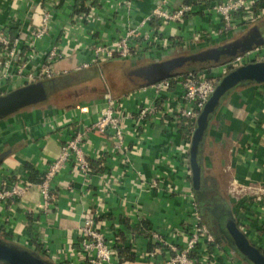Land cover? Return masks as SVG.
<instances>
[{"label":"crops","instance_id":"crops-1","mask_svg":"<svg viewBox=\"0 0 264 264\" xmlns=\"http://www.w3.org/2000/svg\"><path fill=\"white\" fill-rule=\"evenodd\" d=\"M158 1L134 0L127 18L111 11L105 1L95 3L104 21L76 29L69 39L61 31L69 21V12L65 8L56 12L49 34L37 45L41 51L51 45L63 46L67 56L54 66L70 70L41 81L52 100L28 103L0 117V183L14 179L39 182L61 144L76 131L84 132L80 146L91 170L83 174L69 160L53 180L54 201L46 212L37 208L40 195L36 186L18 199L0 200L1 241L35 252L45 264H86L77 228L88 212H95L99 229L108 232L111 239L114 235L119 238L115 264H157L172 254L168 246L151 236L150 230L178 250L185 247L186 235L173 229L186 231L192 221L189 199L184 197L194 190L182 170L180 151L186 148L183 129L170 115L140 120L136 108L148 100L151 82L174 74L182 66L170 62L185 50L183 44L192 34L203 36L198 48H206L251 26L239 24L221 35L217 31L220 23L210 10L219 0H191V13L163 32L165 43L148 44L127 58L95 64L100 65L102 80L91 77L79 86L70 84L75 80L70 75L74 63L88 58L85 49L91 42L87 38L90 30L93 38L103 33L110 41L124 30V21L135 24ZM256 1L264 7V0ZM185 2L171 0L170 5L177 7ZM18 4L19 0H0V23L14 27L17 19L25 20L22 10H15ZM38 6L32 10H38ZM258 24L254 27L264 38V19ZM123 60L128 63L126 69H122ZM219 65L208 64L206 68L218 72ZM107 94L119 98L125 114L124 149L116 146L109 133L86 130L98 117ZM199 162L202 170L217 167L218 173H230L235 198L231 214L264 251V83L243 82L225 95L209 121ZM153 250L155 254H151Z\"/></svg>","mask_w":264,"mask_h":264},{"label":"built area","instance_id":"built-area-1","mask_svg":"<svg viewBox=\"0 0 264 264\" xmlns=\"http://www.w3.org/2000/svg\"><path fill=\"white\" fill-rule=\"evenodd\" d=\"M103 1L111 11L118 12L123 18L130 15L134 5V0H40L41 3L34 4L39 5L38 10H32L34 5L30 0H19L15 10H22L25 20L17 19L14 27L0 23V95L69 72L70 68L57 69L54 66L67 56L63 46L51 45L41 51L37 44L49 34L55 15L63 8L68 10L70 17L61 29L66 39L71 38L76 29L99 25L104 19L95 8V3ZM170 4L171 0H159L151 11L135 24H127L124 21V30L110 41H107L106 34L102 33L93 38V31H88L87 38L91 40L85 49L88 58L74 63L71 69L81 70L108 60L124 59L136 50L142 51L148 44L162 45L167 39L163 33L165 29L171 23L183 21L191 13L193 6L190 3H182L172 7ZM210 10L220 23L217 31L221 35L231 32L239 24L247 26L264 15V7L256 0H219L210 6ZM12 28L15 29L14 32ZM192 35L193 43L195 39L203 37L196 33ZM256 60H264V45L255 46L220 63L218 72L206 67L193 69L149 84L151 94L146 102L136 108V117L146 120L151 115H170L175 121H179L182 128L188 130L189 136L183 134V144L186 148L180 151L182 170L187 180H191L192 176L189 164L190 142L197 118L205 103L225 73ZM124 115L119 98L107 94L98 117L86 130L109 133L111 139L116 140V146L124 149ZM83 133L76 131L73 137L61 144L59 154L49 163L39 182L14 179L0 183V200L18 199L36 186L40 195L37 208L43 212L48 211L54 201L53 180L69 160H73L83 174H88L91 170L90 162L80 146ZM184 197L189 199L188 209L192 221L186 226V231L184 228L173 229L179 235H186L185 247L178 250L174 245L163 241L158 232L150 230L151 236L162 246H168L172 253L157 264H242L245 260L229 245L218 240L205 223L197 208L194 192L191 190L185 193ZM96 216L95 212H88L77 228L79 246L86 254V264H115V246L119 238L114 235L111 239L107 235L108 232L100 230ZM244 233L248 236L247 232ZM155 253L156 251L151 254Z\"/></svg>","mask_w":264,"mask_h":264},{"label":"water","instance_id":"water-1","mask_svg":"<svg viewBox=\"0 0 264 264\" xmlns=\"http://www.w3.org/2000/svg\"><path fill=\"white\" fill-rule=\"evenodd\" d=\"M256 31L257 32L254 35L247 36L238 42L235 41L230 46H220L214 50L193 54L185 59L183 58V60L172 61L170 62V65L180 66L188 59L199 62L206 60H214L217 62L221 55H230V57H232L237 55V52L244 53L245 51L252 49L253 45L264 44L262 34L259 30ZM164 77L168 76L166 75L163 76V78ZM243 82L264 83V60L251 61L237 66L225 73L218 81L214 91L197 118L196 128L192 134L189 147L192 188L197 191V200L201 199L200 189L202 169L199 162V153L209 121L225 95L236 85ZM43 86L42 82L38 81L37 83H31L12 90L7 94L0 95V116L7 115L25 104L36 101L34 98L45 92ZM217 218L221 226L220 231L218 227V231L222 235L221 238L226 241L228 245L231 244L233 247L229 246L233 248L243 260L247 261L249 264H264V251L251 242L248 236L239 227L231 212L229 214L224 212ZM0 261L5 264H45L40 258L33 256L28 251L20 250L19 248L9 245L1 240Z\"/></svg>","mask_w":264,"mask_h":264},{"label":"rangeland","instance_id":"rangeland-1","mask_svg":"<svg viewBox=\"0 0 264 264\" xmlns=\"http://www.w3.org/2000/svg\"><path fill=\"white\" fill-rule=\"evenodd\" d=\"M263 19H264V15L261 16L255 22L249 23L247 26L248 27L251 26V27H249L247 30L242 31V32H238L236 35H233L232 37H230L224 41H220V42L218 41L216 44L209 45L206 48H198L201 45L200 42H201L202 38L195 39L194 43L192 42V39H189L186 43L183 44V48L185 50H183V51L177 53V55L173 56L175 58L173 61H180V60H183V58L185 59L189 56H192L193 54L201 53V52L208 51V50H214L220 46H223V47L224 46H230L235 41L236 42L241 41L242 39L246 38L247 36H250V34H252L254 32L256 33L257 32L256 30H259V29H257V26L254 27V25L257 24L259 26L260 24H258V23H260V21ZM262 27L264 28V24L262 25ZM254 46H256V45H254ZM241 53H238V54H241ZM231 58L232 57H230L228 59H231ZM170 59H167V60H170ZM221 60H224V58H222ZM122 62H125V60H123ZM222 62L223 61H221V62L219 61L216 63L211 62V61L199 62L196 60L194 61V60L188 59L181 64L182 66L175 69L173 72H175L174 74H182L188 70L205 68V67H209L212 65L222 63ZM127 64L128 63L125 62V64L122 66V69H126L128 67ZM208 64H209V66H208ZM98 68H100V65H92L88 68L71 71L70 75H74L73 79H75V80L71 81V82L69 81L70 84L72 83V84H75L76 86H79V84H82L81 82H84V80H88V78H91V77L95 78V80H99V79L102 80V74ZM107 71H108V69H107ZM161 72L164 73L166 71L161 70ZM174 74H171V75H174ZM96 82H99V81H96ZM48 84H46L45 86H47ZM53 95L55 96V94H53ZM51 96L52 95L50 94L49 90L45 91L43 94L41 93L39 96L37 95L34 98L36 101L31 102V103L45 102V101L52 100ZM3 116H5V115H3ZM3 116H0V117H3ZM216 168L209 170V167H207V168L204 167L202 170L203 173H202L201 183H202V186L204 187V189H206L205 198H207V205H209L208 208H211V210L208 212V215L206 217L207 221L206 220L205 221L213 229V231L219 232L221 226H220V222H219L217 217H220L222 215V213H224L223 209H227V211L229 213L231 212V209L233 208V205H234L233 199H235V198L233 197L234 191H233L232 186L230 184V173L228 171H223V170H221V172L218 173L217 172L218 170ZM196 192L197 191L194 190V194H196ZM196 199H197V196H196ZM212 219H214V220H212ZM211 220L213 222H215V224H212ZM216 224H217V226H216ZM218 227H219V231H218ZM229 245L231 247H233L231 244H229ZM26 251H28V250H26ZM244 262L249 264L247 261H244Z\"/></svg>","mask_w":264,"mask_h":264},{"label":"trees","instance_id":"trees-1","mask_svg":"<svg viewBox=\"0 0 264 264\" xmlns=\"http://www.w3.org/2000/svg\"><path fill=\"white\" fill-rule=\"evenodd\" d=\"M191 2V0H186V2L185 3H190ZM183 129V134H187L188 136H189V132H188V130H186V128L184 129V128H182ZM201 179H202V172H201ZM201 190H202V192L204 193L205 191H206V189L204 190V187L202 186V183H201ZM195 195V200H196V203H197V208H198V210H199V213L201 214V216H202V218H203V220L205 221H207V219H206V215L203 213V207L201 206V201H199V200H197L196 199V194H194ZM205 206H206V208H207V210H208V212L211 210V208H208L209 207V205H207V198H205ZM221 209V208H220ZM224 211L223 212H225L226 214H229V212L227 211V209H223ZM205 221V223L208 225V223ZM208 227L210 228V230L214 233V235L216 236V238L218 239V240H222V241H224L222 238H221V233L220 232H215V231H213V229L208 225ZM4 242V241H3ZM224 242H226V241H224ZM227 244V243H226ZM9 245H11V244H9ZM228 245V244H227ZM12 246H14V245H12ZM16 247V246H15ZM18 248V247H17ZM20 250H27V249H22V248H19ZM235 251V250H234ZM28 252L29 253H31L33 256H36V257H38L37 255H36V253L35 252H33V251H29L28 250ZM238 256H240L237 252H235ZM241 257V256H240ZM0 264H5L4 262H1L0 261Z\"/></svg>","mask_w":264,"mask_h":264},{"label":"flooded vegetation","instance_id":"flooded-vegetation-1","mask_svg":"<svg viewBox=\"0 0 264 264\" xmlns=\"http://www.w3.org/2000/svg\"><path fill=\"white\" fill-rule=\"evenodd\" d=\"M255 34V32L254 33H252V34H250V35H254ZM231 51V50H230ZM238 53V52H237ZM222 58H224V60L225 59H228V58H230V55H221L220 56V58H219V60L218 61H220ZM206 61H211V62H214V63H216L214 60H206ZM217 61V62H218ZM202 62H205V61H202ZM205 190V189H204ZM201 199H200V201H201V206L203 207V213L206 215V217H207V215H208V210H207V208H206V206H205V192L203 193L202 192V190H201V197H200ZM212 220H214V219H212ZM211 220V223L212 224H215V222H213ZM217 223V222H216ZM216 226H217V224H216Z\"/></svg>","mask_w":264,"mask_h":264}]
</instances>
